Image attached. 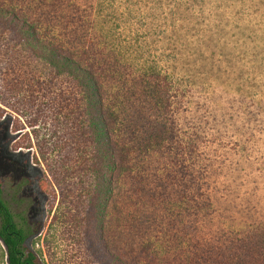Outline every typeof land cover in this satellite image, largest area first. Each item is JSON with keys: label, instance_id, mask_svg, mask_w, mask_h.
Listing matches in <instances>:
<instances>
[{"label": "trees", "instance_id": "obj_1", "mask_svg": "<svg viewBox=\"0 0 264 264\" xmlns=\"http://www.w3.org/2000/svg\"><path fill=\"white\" fill-rule=\"evenodd\" d=\"M174 8L164 0H0V87L29 90L11 100L0 89V103L17 110L26 101L37 113L30 125L43 117L40 151L63 194L67 178L78 173L86 179L80 200L89 206L85 231L102 264H264V164L242 165L248 170L239 182L244 205L231 196L232 181L219 176L229 171L216 164L227 147L215 145L233 109H241L244 123L261 121L264 78L258 75L264 71L249 79L243 68L247 77L237 88L217 82L213 65L225 54L217 55L214 41L205 46L207 68L212 65L207 86L222 85L207 92V149L215 148L207 151L205 194L200 156L206 134L185 128L193 119L186 96L194 92L181 79V52L173 43L178 30L168 23ZM250 56L251 67H263L264 54ZM58 82L66 87L55 94ZM48 93L54 94L47 99ZM227 93L222 113L219 101ZM31 182L22 180L17 189L0 172L2 264H44L29 246L32 225L14 207L18 191ZM109 208L115 250L106 235ZM185 216L194 230L188 240L187 232L175 231L185 230ZM205 223L206 240L200 234Z\"/></svg>", "mask_w": 264, "mask_h": 264}, {"label": "rangeland", "instance_id": "obj_2", "mask_svg": "<svg viewBox=\"0 0 264 264\" xmlns=\"http://www.w3.org/2000/svg\"><path fill=\"white\" fill-rule=\"evenodd\" d=\"M164 2H171L172 6H175L170 13L175 20H170L168 23L175 31L178 30L173 43L181 52L178 60L181 79L183 83L192 86L191 91L194 92L193 95L188 93L186 96L188 100H192L193 119L185 128H190L191 132L197 129L203 136L206 134L201 143L202 155L200 156L204 164L202 192L206 194L207 151L214 153L215 148L212 146L207 149V105L210 106L207 102V92L215 86L222 85L207 86V71L212 65L210 64L207 68L209 52L205 46L207 42L214 41L217 44L215 49L217 55L225 54L221 62L216 57L213 65L212 74L217 82L233 83L232 86L237 88L241 76H248L251 79L259 74L257 72L264 71V63L262 68L256 69L249 63L252 60L251 53L264 54V0H164ZM243 68L247 76L243 74ZM258 76L264 78L262 74ZM194 81L195 85H192ZM65 87V83L58 82L53 87L55 94L65 90ZM0 89L6 91L4 86ZM28 91L25 85L21 90L6 91V95L13 96L11 100L19 99ZM53 94L48 93L46 98L49 99ZM228 94L219 101L222 113L227 111L228 104L225 101ZM232 96L239 99L240 93L236 92ZM235 104L238 106V102ZM17 108L19 109L0 103V172L6 178V183L15 188L22 180H32L30 184L18 191L14 206L16 212L26 216L33 227L29 246L39 254L44 264H102L98 260L97 249L89 241L85 231L84 219L89 206L87 201L80 200L84 193L82 180L86 181V179L78 173L67 178V181L62 182V186L66 187L63 194L57 181L48 172L40 151L39 141L42 143L46 133L41 123L43 117L37 125H30V120L37 115L36 110L32 109L26 101H22ZM240 112L241 109L238 111L233 109L232 113L235 115L227 116V118L232 116V119L228 120L229 124L223 126L220 123L222 131L219 134L225 135L216 137L215 145L220 148L223 144L227 148L226 154L216 159V164L229 165V171L224 174L219 172V176L232 181L231 196L236 195L245 205L244 186H240L239 182L247 177L248 170L242 169V165L246 164L247 160H255L257 163L255 167L264 164V113L259 116L262 122L244 123L246 119L239 116ZM191 124L195 128H191ZM226 128L228 129L225 130ZM48 132V135H51L52 131ZM59 148L61 149V146L57 149ZM212 156L215 158L216 155ZM74 167L77 165L72 166ZM40 179L46 182L49 192L41 187ZM262 196L264 197V193ZM204 212L207 214V208ZM112 217L113 212L109 208L105 222L106 235L109 247L115 250L114 240L117 228ZM185 218V230L177 226L175 231L179 234L183 231L187 232L186 240H188L194 230L190 217L185 216ZM240 219L244 220V216ZM181 226L184 227V224ZM200 234L205 240L207 239V223L200 229ZM121 246L122 252L128 248L125 242H122ZM144 258L152 259L151 256H144Z\"/></svg>", "mask_w": 264, "mask_h": 264}]
</instances>
